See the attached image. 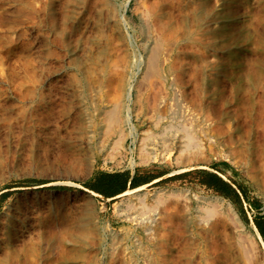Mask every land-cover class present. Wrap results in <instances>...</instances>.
I'll use <instances>...</instances> for the list:
<instances>
[{"label": "rangeland", "instance_id": "1", "mask_svg": "<svg viewBox=\"0 0 264 264\" xmlns=\"http://www.w3.org/2000/svg\"><path fill=\"white\" fill-rule=\"evenodd\" d=\"M258 224L264 0H0V264H264Z\"/></svg>", "mask_w": 264, "mask_h": 264}, {"label": "trees", "instance_id": "2", "mask_svg": "<svg viewBox=\"0 0 264 264\" xmlns=\"http://www.w3.org/2000/svg\"><path fill=\"white\" fill-rule=\"evenodd\" d=\"M218 180H220V184L222 186L225 185L223 180L219 178ZM204 183H206L208 186L215 187L216 190L218 191L226 193V189H224V187H219L215 183L208 182V181H204ZM129 186H133V187L137 186V183L133 181L132 183H130ZM89 187L95 192L101 195L107 196V197L117 195L119 193H122L127 187V173L117 172V173L102 174L98 176L96 180L94 181V183L89 185ZM257 228H258L259 233L264 239V230L259 226V224L257 225Z\"/></svg>", "mask_w": 264, "mask_h": 264}, {"label": "bare ground", "instance_id": "3", "mask_svg": "<svg viewBox=\"0 0 264 264\" xmlns=\"http://www.w3.org/2000/svg\"><path fill=\"white\" fill-rule=\"evenodd\" d=\"M152 61V60H151ZM151 64H154V63H151ZM112 114V113H111ZM175 115V114H174ZM173 118H175V117H173ZM158 120V119H157ZM175 120L177 121L178 119L177 118H175ZM174 119H173V121H175ZM183 120V119H182ZM180 122V121H179ZM183 122L181 121L180 122V124L179 123H175V122H170V125H167V127H166V130H168V129H181L182 130V132H181V146H182V150H186V149H190V148H192V147H195V146H197L196 144V139H195V137H194V135H193V133L191 132V130L189 131V129H188V127L186 126V124L184 125V127L186 126L187 127V129H185V128H183V124H182ZM163 126V125H162ZM180 130V131H181ZM163 133V132H162ZM161 134V133H160ZM145 139L146 138H142V140L140 141V144H139V153H140V155L142 156V157H147V159L149 160V159H151L152 160V158H154V156H156V155H154V153L153 154H151L152 153V150H150V145H148V143L145 141ZM149 154H151V156H149ZM140 156V157H141ZM148 160H146V161H148ZM208 201V200H207ZM142 202V201H141ZM131 203V202H130ZM130 203H129V205H130ZM210 203V202H209ZM133 205V204H132ZM209 205V204H208ZM212 205V204H211ZM131 206V205H130ZM133 206H135V205H133ZM144 207H145V205H143ZM213 207V206H212ZM206 209V208H205ZM208 210H211V209H208ZM207 209H206V211H208ZM215 210V209H214ZM205 211V210H204ZM209 212H211V211H209ZM213 212V211H212ZM207 213V212H206ZM205 218V217H204ZM257 234H258V236L260 237V235H259V233L257 232Z\"/></svg>", "mask_w": 264, "mask_h": 264}]
</instances>
